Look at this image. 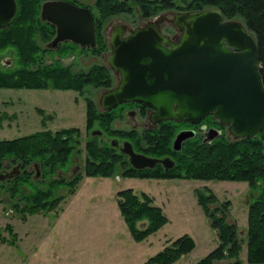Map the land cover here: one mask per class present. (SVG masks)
<instances>
[{
  "label": "trees",
  "instance_id": "1",
  "mask_svg": "<svg viewBox=\"0 0 264 264\" xmlns=\"http://www.w3.org/2000/svg\"><path fill=\"white\" fill-rule=\"evenodd\" d=\"M16 1L15 15L6 27L0 28V55L8 52L13 59L8 64L0 56L3 63L0 65V87L72 88L82 92L88 84L105 87L113 84L107 64L94 63L88 71L77 72L70 63L58 58L47 62L45 55L53 48L43 46L41 42L46 43L53 38L55 25L40 16L44 0ZM132 1L138 4L140 12L146 17L173 7L196 9L209 6L220 8L227 18L240 17L257 38L264 78V0H96L99 16L95 15L97 46L92 47L95 53L109 49L108 41L101 33L102 20L120 12H132ZM178 1L183 4L178 5ZM56 50L60 57L75 51L69 42L61 43ZM115 109L100 110L87 97V128L98 122L104 130H108L117 117ZM4 116L0 114V124ZM205 120L210 124L216 122L212 114H208L201 122ZM183 123L165 120L158 128L145 130L144 133L149 145L145 151L159 156L171 155L175 160L172 167L166 168L158 163L152 168H135L119 148L93 136L86 143V173L110 176L115 173V166L120 162L125 167L124 175L247 181L252 190L246 231L247 259L252 263H264V128L254 137L237 139L226 135L225 130L213 139H206L199 133L184 140L182 147L177 150L172 146V141L179 125ZM131 133L134 135L136 131ZM79 134V128L72 126L0 138V172L2 166L10 161L19 164L14 176L0 178V188H6L12 197L19 196L24 201L23 206L16 202L19 210L35 213L55 208L64 198V195L55 194V188L61 183L69 184L71 190L74 188L81 173H76L69 181L51 177L55 173L60 174L72 161L73 153L78 151ZM35 162L39 164L43 177L49 178L47 182L33 176L34 171L27 168V165ZM119 195L121 212L136 239L147 237L168 221L163 208L148 193L140 194L132 187H127L121 189ZM217 198L214 192H199V201L209 214L212 226L217 229L219 243L197 264H214L216 261L219 264H243L240 250L244 239L239 234L236 221L229 219L228 201L219 205ZM211 203H216V206L212 208ZM140 221H143L141 226ZM194 245L191 235L179 236L141 264H170L189 252Z\"/></svg>",
  "mask_w": 264,
  "mask_h": 264
},
{
  "label": "rangeland",
  "instance_id": "2",
  "mask_svg": "<svg viewBox=\"0 0 264 264\" xmlns=\"http://www.w3.org/2000/svg\"><path fill=\"white\" fill-rule=\"evenodd\" d=\"M72 1L90 6L99 16L96 0ZM131 4L132 12H120L102 20L101 33L106 39L118 23H126L130 27L156 18L165 10H170L169 16L172 10H187L173 7L146 17L136 2L132 1ZM181 4L178 1V5ZM173 27L168 23L163 29L172 34L176 31ZM67 42L75 50L73 53L60 57L56 49H51L45 55V60L50 62L58 58L70 63L77 72L88 71L94 63L108 65L109 49L95 53L91 47L84 48L73 41ZM41 43L46 45L45 42ZM8 54L6 52L0 56L9 61L11 55ZM0 65H3L1 61ZM111 73L115 84L116 75L112 70ZM105 88L88 84L81 92L72 88L0 87V114L6 115L0 124V138H13L43 129L56 131L78 127V151L73 153L67 168L51 178L69 181L76 173H81L72 190L66 183L55 188L56 195H64L57 207L35 213L19 210L16 202L23 206L24 201L19 196L12 197L6 188H0V264H141L174 239L186 234L193 237L194 247L170 264H197L219 243L217 229L212 226L209 214L199 201L200 190L214 192L219 205L228 201L229 219L236 221L239 234L244 239L240 250L242 263L264 264L252 263L247 259L246 231L249 201L252 199V190L247 181L124 175L125 167L120 162L115 166V173L110 176L86 173V143L93 136L109 143L114 138L120 143L130 140L136 150L144 153L145 147L149 146L144 139L145 130H148L144 129L147 116L134 108H116L117 117L108 130H104L98 122L87 128V97L103 110L99 96ZM204 123L211 126L207 120L202 121L201 125L205 126ZM186 126L189 125H179L176 134ZM95 129L102 133H92ZM132 131H136V134L133 135ZM17 164V161H10L2 168L11 171ZM27 168L33 170L35 176L37 165L31 163ZM38 178L44 182L49 180L42 175ZM127 187H132L140 194L148 193L168 216L163 226L141 240L132 234L119 206V191ZM215 206L216 203H211L212 208ZM142 222H139L140 226Z\"/></svg>",
  "mask_w": 264,
  "mask_h": 264
},
{
  "label": "water",
  "instance_id": "3",
  "mask_svg": "<svg viewBox=\"0 0 264 264\" xmlns=\"http://www.w3.org/2000/svg\"><path fill=\"white\" fill-rule=\"evenodd\" d=\"M17 11L16 0H0V28L6 27ZM162 12L143 24H116L109 37L107 62L117 82L102 90L99 104L110 110L118 104L139 101L153 110L152 122L175 120L198 122L208 114L227 126L233 139L254 137L264 128V78L261 72L257 38L239 18H227L215 6ZM40 16L55 25L47 42L58 48L64 41L81 47L97 46L96 18L92 8L72 0H44ZM176 28L170 34L161 21ZM8 64L13 59L9 58ZM102 133L92 130V133ZM221 128L210 127L206 139H213ZM195 134L180 130L174 149ZM111 144L128 155L138 169L158 163L172 167L170 155L152 156L137 151L130 140ZM17 171L0 172V178Z\"/></svg>",
  "mask_w": 264,
  "mask_h": 264
},
{
  "label": "flooded vegetation",
  "instance_id": "4",
  "mask_svg": "<svg viewBox=\"0 0 264 264\" xmlns=\"http://www.w3.org/2000/svg\"><path fill=\"white\" fill-rule=\"evenodd\" d=\"M169 9V8H168ZM165 11H170V10H165ZM173 11V10H172ZM169 12H168V16H169ZM162 23H161V25L163 26V28L165 27V25H167L169 22H167V20L166 21H161ZM127 25V24H126ZM128 26V25H127ZM174 28V27H173ZM175 30H176V28H174ZM164 30V29H163ZM165 31V30H164ZM177 31V30H176ZM175 31V32H176ZM166 32V31H165ZM174 33V32H173ZM172 33V34H173ZM5 60H7V58H5ZM117 78V77H116ZM127 106V108H134L135 110H137V112L139 111V113H141V114H146V116H147V121H146V123H145V125L144 126H146V127H144V129H148V130H153V129H156L160 124H161V122L162 121H159V122H157V123H155V122H152L151 120H150V118H149V115H150V112L153 110L151 107H149V106H147V105H145V104H143V103H141V102H139V101H131V102H125V103H121V104H118L115 108H119V107H126ZM201 123L202 122H196V123H184V124H188L189 126H186V127H182V128H180V130H182V129H194L195 130V135H197V134H199V133H201L204 137H205V135H206V131H207V129L209 128V127H211V126H214V127H219V128H221V132L222 131H224V130H226V127L225 126H222V125H220L217 121H216V123L215 124H210L211 126H209V125H207L206 123H204L205 124V126L204 125H201ZM207 127V128H206ZM206 128V129H205ZM180 130H178V131H180ZM201 131H203V132H201ZM146 148V147H145ZM138 151V150H137ZM146 152V151H145ZM147 153V152H146ZM147 154H149V155H152V156H156V155H154V154H151V153H147ZM34 165H37V169H36V173H35V177H39V176H43V173H42V171H41V169H40V166H39V164L37 163V162H35L34 163ZM39 166V167H38ZM79 167V166H78ZM39 168V169H38ZM14 170L13 171H17L16 170V168H13ZM7 173V172H6Z\"/></svg>",
  "mask_w": 264,
  "mask_h": 264
}]
</instances>
